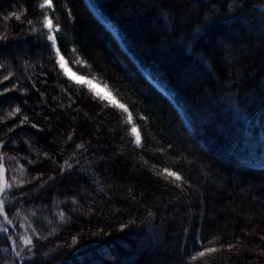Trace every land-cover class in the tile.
<instances>
[{"label": "trees", "instance_id": "trees-1", "mask_svg": "<svg viewBox=\"0 0 264 264\" xmlns=\"http://www.w3.org/2000/svg\"><path fill=\"white\" fill-rule=\"evenodd\" d=\"M90 2L99 17L85 0H54L58 45L73 73L129 107L142 147L130 143L118 109L54 64L42 0H0V34L9 36L0 42V79L13 73L0 90L13 81L19 88L0 100V140H14L0 157L7 176L23 164L32 181L20 220L9 214L17 222L9 232L47 236L42 264H264V0H243L239 9L240 0ZM17 105L42 131H7ZM77 160L58 174L57 165ZM165 167L193 187L180 192L163 178ZM133 219L139 227L120 231ZM201 243L234 248L191 260ZM10 260L0 232V264Z\"/></svg>", "mask_w": 264, "mask_h": 264}, {"label": "snow or ice", "instance_id": "snow-or-ice-1", "mask_svg": "<svg viewBox=\"0 0 264 264\" xmlns=\"http://www.w3.org/2000/svg\"><path fill=\"white\" fill-rule=\"evenodd\" d=\"M243 7V0H240L239 4L237 5V9ZM39 8L42 10V29L44 30V38L46 42H48L50 49L54 52V64L58 66V68L63 72V75L67 77L69 82L72 81V77L68 76L67 71H65V58L62 55L61 48L58 45V33L60 32L61 26L58 22L55 21L53 14L56 11V5L54 0H42L40 3ZM264 8V5L261 6ZM229 11H233L232 5H229ZM218 11L215 13H209L205 15L204 22H208L213 16L218 15ZM69 15H71V10L69 9ZM11 18L15 19L16 21L21 20V16L18 15L15 11L10 13ZM9 16H5L4 20H8ZM167 20V17H165ZM27 23L31 25L33 23L32 20H28ZM195 31L199 32L200 28L197 27ZM9 39L7 32L0 34V42H6ZM75 51V49H73ZM5 64L0 63V69H4ZM13 73L6 72L3 75L2 79H0V84L4 81H8L12 78ZM79 83V81H77ZM85 84L89 92L101 102L102 105L105 107L110 106L113 109H118L119 114L124 117V122L128 126V134L130 136V143L135 146V148L140 149L142 147V136L141 132L138 130V125L133 122V113L130 111L129 107L126 106L125 103H121L115 99L111 94L104 95L95 88L92 87V81L86 80ZM35 87V84L32 85ZM13 91H19L18 88V81H13L12 85L5 86L2 90H0V100L8 99V93ZM22 103L26 104L27 101L24 100ZM22 108L17 105L12 107L11 111L9 112V116H19V119L15 122V124L8 126L7 131L13 132L17 127H23L24 125H30L32 129H36L37 131H42V128L36 123L29 119L27 114L21 115ZM141 121H147L148 117L146 115L140 117ZM68 139L71 140L72 136L69 135ZM14 142L9 141L7 144ZM6 142L0 140V148H5L7 146ZM77 148L83 149L84 145L79 144L76 146ZM168 149H172L173 145L169 143L167 145ZM13 160H17L16 156L12 157ZM3 157H0V217H2L4 223L0 225V232L4 233L5 243H8L11 260L10 264H42L41 257L38 255V250L41 245L42 241L48 239L47 236H42L40 232L36 228H28L25 227L23 224L20 227H25V232L23 235L17 234L13 236L9 232V227L15 228L17 226V222L20 220L19 212L23 209L24 204L28 202V199H31V194L25 187L28 184H31L32 181L27 179L24 175L25 173V166L23 164H18V166H14L11 168L12 175L9 177L7 176L8 169L5 168L3 162ZM182 162V158L178 160V163ZM29 164H32L33 161L29 160ZM79 161L77 160L75 164L68 163L65 161L63 165H57L59 169L58 174L63 177L65 171L71 173L74 167L78 166ZM21 172L20 176L16 175L17 171ZM43 173H38L33 179H39ZM160 175V173H157ZM163 178L168 180L169 182L173 183V186L178 189L180 192H184L186 188L190 189L193 187V184L189 182L188 179H185L184 176L178 170L169 169L165 167L163 169ZM55 177L50 176L49 181H54ZM72 203H77L75 198L72 199ZM10 213H13L17 216V222H14L13 219H10ZM35 215V212L32 213ZM60 219L63 220L64 212H60ZM149 216H152V212L148 213ZM23 219L27 220V217ZM132 227H139L136 224L135 220H129L127 222H122L120 224V231H124L126 228ZM52 235V233H49ZM72 243H77V238L75 236L72 237ZM210 245L214 242H209ZM224 248H227L228 251H232L234 245L232 243H227L226 245L217 246H208L204 247L201 243L200 249L196 252L194 256H191V260H196L197 258H201L202 261H207L211 258V254L223 251ZM260 256H264V251L259 253ZM48 253H44V256H47Z\"/></svg>", "mask_w": 264, "mask_h": 264}, {"label": "rangeland", "instance_id": "rangeland-1", "mask_svg": "<svg viewBox=\"0 0 264 264\" xmlns=\"http://www.w3.org/2000/svg\"><path fill=\"white\" fill-rule=\"evenodd\" d=\"M68 70H69V72H71V74H73V75H69ZM65 71H67L68 76L72 77L73 80H75L76 82L79 81V83H85L86 79H85V78H82V77H80V76H78V75H76L75 73H73V72L67 67L66 62H65ZM92 87L95 88L96 91H98V92H100V93H102V94H104V95H109V93H108L103 87H101L100 85H98V84H96V83H94V82H92Z\"/></svg>", "mask_w": 264, "mask_h": 264}, {"label": "bare ground", "instance_id": "bare-ground-1", "mask_svg": "<svg viewBox=\"0 0 264 264\" xmlns=\"http://www.w3.org/2000/svg\"><path fill=\"white\" fill-rule=\"evenodd\" d=\"M68 73H69V75H73V74H71V72H69V70H68Z\"/></svg>", "mask_w": 264, "mask_h": 264}]
</instances>
